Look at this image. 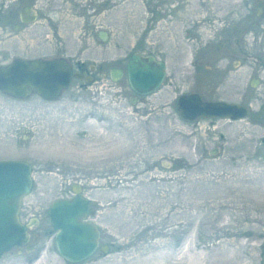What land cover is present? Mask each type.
I'll return each mask as SVG.
<instances>
[{
    "label": "rangeland",
    "instance_id": "374dc122",
    "mask_svg": "<svg viewBox=\"0 0 264 264\" xmlns=\"http://www.w3.org/2000/svg\"><path fill=\"white\" fill-rule=\"evenodd\" d=\"M25 2L36 18L17 31ZM247 9V0H0V66L57 56L94 66L92 82L76 77L52 101L0 92V158L30 162L20 221L38 222L27 230L32 249L13 246L0 264H264V103L239 121H186L175 102L197 89L212 96L202 65L218 54L228 16ZM136 51L165 62L166 77L135 99L126 75L112 82L107 71ZM74 183L108 251L70 263L48 207Z\"/></svg>",
    "mask_w": 264,
    "mask_h": 264
},
{
    "label": "water",
    "instance_id": "95a60500",
    "mask_svg": "<svg viewBox=\"0 0 264 264\" xmlns=\"http://www.w3.org/2000/svg\"><path fill=\"white\" fill-rule=\"evenodd\" d=\"M20 18L26 23L32 22L35 12L29 6H22ZM101 41L108 34L97 31ZM166 64L154 54L131 52L126 61L127 84L130 85L135 99L139 95H149L158 89L166 77ZM112 82L122 78L121 67H112L108 71ZM85 81L92 79L83 76L80 71H72L69 61L65 58L55 59H22L14 57L9 63L0 66V92L12 98L24 97L27 94H38L44 100H55L65 89L72 78ZM198 93H181L176 99V111L184 120L196 118L238 120L246 116V109L235 103L221 101H205ZM31 164L22 159L0 158V255L13 246L26 245L27 250L32 225H37L36 216L28 221H20L22 198L31 193L33 187ZM71 195L53 198L48 207L49 221L55 231L53 241L55 249L63 260L70 263L82 262L92 256L95 250L106 253L108 244H100L101 231L97 222L88 219L90 199L82 192L78 184L71 185Z\"/></svg>",
    "mask_w": 264,
    "mask_h": 264
},
{
    "label": "flooded vegetation",
    "instance_id": "af4514ba",
    "mask_svg": "<svg viewBox=\"0 0 264 264\" xmlns=\"http://www.w3.org/2000/svg\"><path fill=\"white\" fill-rule=\"evenodd\" d=\"M32 3H22V5L19 7L20 9L18 11V14H16L18 20L17 22H13V24L11 25L12 29H16L17 31H19V29H21L20 27L23 26V24H29L26 23V21H23L22 18H20V12L23 5L31 7L36 15V8L33 7ZM247 7V12L244 14L239 13L235 16H228L229 20H227L223 25L225 28L223 37L221 38V36L218 35L216 38L217 40H215L214 49L218 54L214 55L211 58V61L208 65H202L203 69L209 71L210 74L209 79L211 80V84L209 90L212 91V96L204 98V91L202 89H197V91H189L198 93L201 96L200 98L204 99L205 101L225 100V102L229 104L235 103L239 107L243 106L246 109L247 114L246 116H244L245 118L251 114L249 104L252 101L260 102L261 104L264 103V0H247ZM6 25V23H2V26H0V28H5ZM218 37L220 39H218ZM220 51L224 52V54L222 55ZM69 65L72 68L73 72L78 70L80 71V73H83V76L86 77V75H90L92 77V79H89L87 81L81 78L80 80L85 83H87L88 81H93L94 76L91 74V72H93L92 67L94 66L88 65L89 70H85L82 66L81 61L79 60H76V67L71 66V64ZM117 66H109L108 71L110 70V68ZM121 69L122 74L124 75L126 67L125 69L121 67ZM108 71L107 75L111 79ZM260 110L261 108L259 109V111ZM239 120L242 119H238L236 121Z\"/></svg>",
    "mask_w": 264,
    "mask_h": 264
},
{
    "label": "bare ground",
    "instance_id": "6f19581e",
    "mask_svg": "<svg viewBox=\"0 0 264 264\" xmlns=\"http://www.w3.org/2000/svg\"><path fill=\"white\" fill-rule=\"evenodd\" d=\"M87 197V196H86Z\"/></svg>",
    "mask_w": 264,
    "mask_h": 264
}]
</instances>
